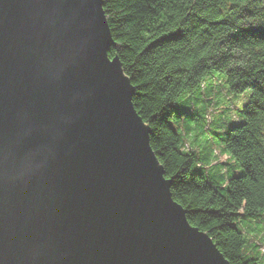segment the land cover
I'll return each instance as SVG.
<instances>
[{
  "label": "water",
  "instance_id": "obj_1",
  "mask_svg": "<svg viewBox=\"0 0 264 264\" xmlns=\"http://www.w3.org/2000/svg\"><path fill=\"white\" fill-rule=\"evenodd\" d=\"M103 0H0V264H231L173 198Z\"/></svg>",
  "mask_w": 264,
  "mask_h": 264
},
{
  "label": "trees",
  "instance_id": "obj_2",
  "mask_svg": "<svg viewBox=\"0 0 264 264\" xmlns=\"http://www.w3.org/2000/svg\"><path fill=\"white\" fill-rule=\"evenodd\" d=\"M103 2L115 41L109 55L120 58L135 88L134 106L151 129L173 198L231 264H259L245 249L241 225L264 217V0ZM213 73L225 75L233 93L252 90L244 121L224 139L240 170L227 182L208 176L185 142L188 121L200 115L177 109L184 95H200Z\"/></svg>",
  "mask_w": 264,
  "mask_h": 264
},
{
  "label": "rangeland",
  "instance_id": "obj_3",
  "mask_svg": "<svg viewBox=\"0 0 264 264\" xmlns=\"http://www.w3.org/2000/svg\"><path fill=\"white\" fill-rule=\"evenodd\" d=\"M252 90L247 89L241 93L230 91L226 76L223 74H209L205 80L202 93L197 96L184 95L183 102L177 104V109L193 111L200 115L199 119L188 121L192 126L190 134L185 137L190 150H196L208 176L228 177L240 173L232 157L225 154V137L232 127L244 121L243 109L249 103ZM185 117V115H183ZM205 127L206 130L202 131ZM241 225L246 245L251 249L253 257L260 259L264 264V217L261 221ZM260 244L261 249L252 248Z\"/></svg>",
  "mask_w": 264,
  "mask_h": 264
}]
</instances>
